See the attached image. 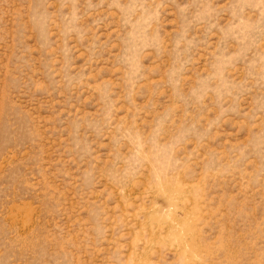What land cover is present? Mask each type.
<instances>
[{
	"label": "rangeland",
	"instance_id": "374dc122",
	"mask_svg": "<svg viewBox=\"0 0 264 264\" xmlns=\"http://www.w3.org/2000/svg\"><path fill=\"white\" fill-rule=\"evenodd\" d=\"M0 264H264V0H0Z\"/></svg>",
	"mask_w": 264,
	"mask_h": 264
},
{
	"label": "bare ground",
	"instance_id": "6f19581e",
	"mask_svg": "<svg viewBox=\"0 0 264 264\" xmlns=\"http://www.w3.org/2000/svg\"><path fill=\"white\" fill-rule=\"evenodd\" d=\"M160 194H162V193H160ZM174 199H175V198H174ZM177 199H178V198H177ZM177 199H176V200H177Z\"/></svg>",
	"mask_w": 264,
	"mask_h": 264
}]
</instances>
